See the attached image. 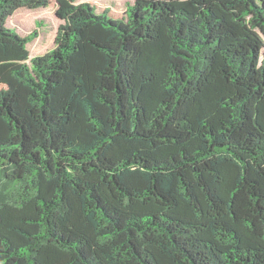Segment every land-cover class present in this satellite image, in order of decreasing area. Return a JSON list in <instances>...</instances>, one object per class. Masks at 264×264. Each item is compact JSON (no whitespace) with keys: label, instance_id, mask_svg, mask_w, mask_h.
<instances>
[{"label":"trees","instance_id":"16d2710c","mask_svg":"<svg viewBox=\"0 0 264 264\" xmlns=\"http://www.w3.org/2000/svg\"><path fill=\"white\" fill-rule=\"evenodd\" d=\"M0 264H264V0H0Z\"/></svg>","mask_w":264,"mask_h":264},{"label":"rangeland","instance_id":"374dc122","mask_svg":"<svg viewBox=\"0 0 264 264\" xmlns=\"http://www.w3.org/2000/svg\"><path fill=\"white\" fill-rule=\"evenodd\" d=\"M105 2H107V0H105ZM51 40V38H50V34L48 33L47 35H46V37H44V42H48V41H50Z\"/></svg>","mask_w":264,"mask_h":264}]
</instances>
